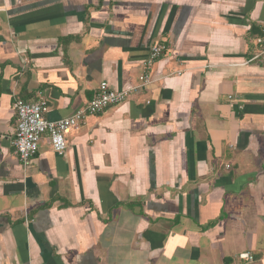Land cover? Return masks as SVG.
<instances>
[{
  "label": "crops",
  "instance_id": "crops-1",
  "mask_svg": "<svg viewBox=\"0 0 264 264\" xmlns=\"http://www.w3.org/2000/svg\"><path fill=\"white\" fill-rule=\"evenodd\" d=\"M263 36L264 0H0V264H264ZM157 43L23 169L16 100L68 118Z\"/></svg>",
  "mask_w": 264,
  "mask_h": 264
},
{
  "label": "built area",
  "instance_id": "built-area-1",
  "mask_svg": "<svg viewBox=\"0 0 264 264\" xmlns=\"http://www.w3.org/2000/svg\"><path fill=\"white\" fill-rule=\"evenodd\" d=\"M259 49L258 56L264 57V36L256 40ZM166 50L164 44H154L148 58L145 60L144 73L139 77V85L123 88L122 90H111L107 83L100 84L96 95L89 103L68 118L57 121H49L46 118L48 112L47 102L43 97L32 103L16 100L13 109L16 114V133L12 142L14 152L24 170L28 169L38 153L39 144L43 136L48 135L52 150L63 156L67 146L65 136L77 129L87 116L96 115L105 109L124 103L129 96L153 82L151 72L156 61ZM239 260L247 263L253 262V257L248 253L238 256Z\"/></svg>",
  "mask_w": 264,
  "mask_h": 264
}]
</instances>
